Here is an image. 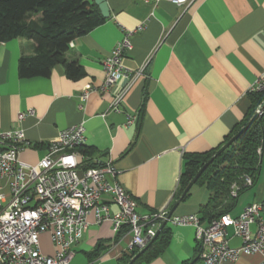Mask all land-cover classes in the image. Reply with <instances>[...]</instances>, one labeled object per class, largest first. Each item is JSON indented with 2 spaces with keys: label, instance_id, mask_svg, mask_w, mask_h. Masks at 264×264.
<instances>
[{
  "label": "crops",
  "instance_id": "crops-1",
  "mask_svg": "<svg viewBox=\"0 0 264 264\" xmlns=\"http://www.w3.org/2000/svg\"><path fill=\"white\" fill-rule=\"evenodd\" d=\"M105 2L109 16L72 40L64 54L80 66L82 74L76 78L67 77L61 64H55L47 77H20L18 59L32 52V42L21 36L0 42V131L21 129L25 144L19 158L34 164L60 130L82 123L89 161L111 159L115 173L106 174L107 181L120 183L140 214L169 211L180 196L176 197L185 155L217 147L249 107V89L264 65V0ZM133 30L122 57L126 76L101 91L103 60ZM128 117L134 119L127 122ZM192 187L172 214L200 216L208 191L201 186L203 193L191 192ZM3 191L7 192L5 184ZM103 200L109 202L107 196ZM251 203L261 204L264 214V145L257 181L238 195L228 213L236 216ZM109 210L114 213L117 207L111 203ZM87 220L69 264H116L131 249L126 226L114 232L108 220L97 224L93 214ZM163 227L167 245L143 264H204L193 227ZM227 235L231 246L239 245L231 229ZM50 246H40L41 252L53 254ZM261 260L259 253L241 255L233 264Z\"/></svg>",
  "mask_w": 264,
  "mask_h": 264
},
{
  "label": "built area",
  "instance_id": "built-area-1",
  "mask_svg": "<svg viewBox=\"0 0 264 264\" xmlns=\"http://www.w3.org/2000/svg\"><path fill=\"white\" fill-rule=\"evenodd\" d=\"M157 3L161 0H142ZM176 5H186L191 0H166ZM141 29L139 25L136 30ZM128 31L102 62L104 80L101 91L125 77L122 57L130 47ZM128 83L121 86L113 100V108L122 98ZM264 89V65L249 91ZM89 91H83L85 100ZM18 118H23L19 114ZM134 117H128L131 122ZM82 123L58 132L46 145V152L36 163L19 158L24 135L21 129L0 131V264H69L74 255V245L83 236L88 215L95 223L110 221L117 232L126 226L131 235L130 248H143L155 235L162 222L177 226H191L200 246L204 264H233L241 255L259 253L264 264V214L261 204L246 205L232 216L228 212L203 223L195 213L168 216L167 209L140 214L133 196L118 182H109L106 174L115 170L108 159L104 163L87 166L89 156L80 152L84 147ZM243 186L252 180L243 176ZM3 184L7 192L3 191ZM239 184L230 185L229 195L238 196ZM108 197V201L103 200ZM117 207L111 213L109 204ZM254 226V231L251 227ZM238 237V246L229 244L227 230ZM48 233L54 247L51 255L40 250L39 236Z\"/></svg>",
  "mask_w": 264,
  "mask_h": 264
},
{
  "label": "trees",
  "instance_id": "trees-1",
  "mask_svg": "<svg viewBox=\"0 0 264 264\" xmlns=\"http://www.w3.org/2000/svg\"><path fill=\"white\" fill-rule=\"evenodd\" d=\"M104 20L97 6L89 0H0V42L19 36L32 42V52L22 53L18 59L20 77H47L55 64H61L67 77L76 78L82 74V70L76 62L66 60L64 54L68 44ZM248 98L249 107L242 120L217 147L204 153L185 155L176 197L182 193L197 170L264 104V89L249 91ZM263 145L264 108L261 116L219 153L194 182L193 185L204 186L208 191L206 203L199 207L202 221L208 222L233 207L237 197L229 195L232 183L239 184L238 195L255 184L259 176ZM79 150L89 156V149L83 147ZM86 165L95 164L87 160ZM243 176L251 178L250 186H243ZM188 196L189 191L183 199ZM167 242L168 232L163 227L143 252L139 253L142 248L132 247L117 259L116 264H143L157 257Z\"/></svg>",
  "mask_w": 264,
  "mask_h": 264
},
{
  "label": "water",
  "instance_id": "water-1",
  "mask_svg": "<svg viewBox=\"0 0 264 264\" xmlns=\"http://www.w3.org/2000/svg\"><path fill=\"white\" fill-rule=\"evenodd\" d=\"M94 5L97 6L100 14L102 17L107 18L109 16V9L107 7V4L105 0H93ZM264 108V104L261 105L255 113L252 115V117L247 121V123L239 129L228 141H226L224 144H222L216 151L215 153L197 170V172L193 175V177L190 179L188 184L185 186L183 189L182 193L178 197V199L175 201L173 206L169 209L168 211V216H170L177 204L183 199L185 194L189 191V189L192 187L198 176L201 174V172L204 170V168L219 154L221 153L225 148L229 146L240 134L248 127L250 126L257 118L261 116L262 109ZM166 224V222H162L158 229L156 230L155 235L149 240V242L139 251V253L143 252L145 248L156 238L158 235L159 231L163 228V226Z\"/></svg>",
  "mask_w": 264,
  "mask_h": 264
},
{
  "label": "rangeland",
  "instance_id": "rangeland-1",
  "mask_svg": "<svg viewBox=\"0 0 264 264\" xmlns=\"http://www.w3.org/2000/svg\"><path fill=\"white\" fill-rule=\"evenodd\" d=\"M258 109V108H257ZM256 109V110H257ZM201 186H198V185H194L193 187H192V189H191V192L192 191H195L196 189H200L199 191H200V193H203V191L205 190V188L204 187H202V188H200ZM238 197V196H237ZM48 236V235H47ZM47 236H45L44 234L42 235V234H40V236H39V240H40V246H41V248H42V250H47V249H49L51 246V243H50V241H49V239H48V237ZM70 263V262H69Z\"/></svg>",
  "mask_w": 264,
  "mask_h": 264
}]
</instances>
